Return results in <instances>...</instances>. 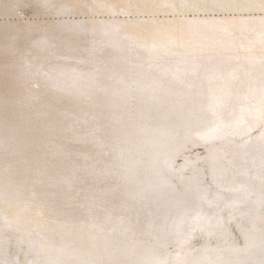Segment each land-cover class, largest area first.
I'll return each instance as SVG.
<instances>
[{"label":"bare ground","instance_id":"bare-ground-1","mask_svg":"<svg viewBox=\"0 0 264 264\" xmlns=\"http://www.w3.org/2000/svg\"><path fill=\"white\" fill-rule=\"evenodd\" d=\"M0 264H264V0H0Z\"/></svg>","mask_w":264,"mask_h":264},{"label":"snow or ice","instance_id":"snow-or-ice-1","mask_svg":"<svg viewBox=\"0 0 264 264\" xmlns=\"http://www.w3.org/2000/svg\"><path fill=\"white\" fill-rule=\"evenodd\" d=\"M45 3L50 2V0H44Z\"/></svg>","mask_w":264,"mask_h":264}]
</instances>
